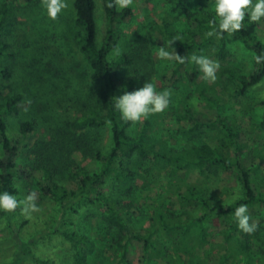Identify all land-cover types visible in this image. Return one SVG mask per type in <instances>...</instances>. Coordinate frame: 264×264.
I'll list each match as a JSON object with an SVG mask.
<instances>
[{"label":"trees","instance_id":"trees-1","mask_svg":"<svg viewBox=\"0 0 264 264\" xmlns=\"http://www.w3.org/2000/svg\"><path fill=\"white\" fill-rule=\"evenodd\" d=\"M167 1L171 4L173 11L185 15L190 27L187 33H183L174 27L171 21L165 19L162 24H156L152 29L153 32L163 34L167 38L165 41L176 40L170 48L181 57L187 58L184 63L176 61V71L192 61L190 59L192 56H207L210 52L212 59L220 62L217 81L228 95L246 96L249 90L264 79V60L260 62L256 60L254 71L247 74L228 46L229 34L225 33L219 37L207 35L214 27L212 21L215 13L208 9L213 0H203V6L196 11L190 8V0ZM102 3L107 28L100 42L96 0H74L77 26L74 42L91 65V78L104 83L100 91L99 104L85 110L79 118L72 120L73 122L70 121V125L68 118L61 116H55L54 123L55 128H58V136L60 126L79 129L85 125L84 127L94 130L105 126L110 127V147L94 152V158L100 165L99 169L91 170L82 161L73 157V152L83 150L76 142L80 137L76 134L75 140H72L75 135L72 133L69 139L66 132L61 133L64 146L60 148L55 144L52 149L47 147L46 152L50 151L51 157L48 161L45 162L43 158V160L40 159L39 164L29 163L19 166L16 158L20 154L22 141L31 135L35 125L31 120L21 122L19 135L12 137L9 132V120L12 117H20L22 112L34 103L28 101L23 93L0 91V146L2 148L0 190L15 194L21 200L19 181L23 179L28 184L27 181L35 176V172L40 171L41 181L37 184L44 195L57 201L62 207H66L73 200L83 199L90 203L101 204L105 210L106 223L118 231L117 245L125 248L134 240L140 241L146 254H149L150 249L158 250L159 242L155 239L157 234L162 236V233L167 231L181 229L184 239L179 246L173 248L174 264H207L201 255L193 253L196 246L193 243V237L199 233L205 238L210 221L218 217L226 221L227 227L222 234L230 245L228 252L216 258L215 264L258 262L252 247L255 244L264 253V225L258 224L257 230L251 234L244 233L238 228L234 217L235 208L240 204H264V185L258 182L260 176H252L253 169L260 168V164H254L249 168L243 166L242 157L245 154L246 143L241 138V127L234 121L232 115H223L225 105L221 101V96L218 95L217 88L205 80L198 85V92L210 107L217 108V117H210L193 104L187 105L184 113L176 118L181 134L176 145H172L166 136H155L149 119L143 122L135 135L130 134L129 127L132 122L121 118L120 112L115 108V99L123 95L125 91H134L142 87L144 79L140 75V70L137 68L132 70L133 57L120 53L110 58L109 54L118 43L119 25L127 20L133 11L129 7L118 12L115 8L107 7L109 0H102ZM17 16V6L12 0H4L0 4V81L2 82H9L14 76L12 62L17 57V52L13 49L11 39L18 32ZM258 26V22H249L246 17L242 28L232 34L235 38L242 40L247 48L253 50L256 57L264 56V41L258 34ZM163 44L166 43L160 41V45ZM200 72L198 66L195 72L189 74L190 80L195 82ZM258 105L264 107V99L248 104V109L252 110ZM256 125L264 129V115L262 121ZM215 131L217 132L215 140H212ZM51 134H53L52 131ZM71 144L74 147L64 148L70 147ZM257 154L264 161V148ZM58 159L61 162H57ZM151 160L164 161L170 165L171 169L166 175L167 182L163 185L165 193L161 198L162 208L158 212V226L146 231L134 226V215L138 208V202L135 199L137 192L134 164ZM192 169L199 171L206 179H210L213 175L219 176L221 172L238 169V179L242 189L241 199L215 203L214 197L209 194L204 185L191 184L186 177L180 175L181 171ZM64 178L76 182L77 187L69 188ZM172 196L182 206H189L194 202L201 208V212L188 214L187 219H184L179 212L169 213L165 201L173 200ZM19 209L15 212L0 211V215L5 216L12 227L15 225V215ZM54 232L72 243L73 258L77 264H85L89 254L95 250V241L88 234L60 228ZM164 250L162 249V252ZM27 261L53 264L48 259L31 254L26 244L22 243L11 264H24ZM120 261L123 264H133L128 258L126 248L121 253Z\"/></svg>","mask_w":264,"mask_h":264},{"label":"rangeland","instance_id":"rangeland-1","mask_svg":"<svg viewBox=\"0 0 264 264\" xmlns=\"http://www.w3.org/2000/svg\"><path fill=\"white\" fill-rule=\"evenodd\" d=\"M3 1L0 0V4ZM12 1L18 11V32L11 39L17 57L12 62L14 76L9 82L0 81V91L23 93L28 101L34 103L26 108L20 117L10 118L9 132L12 137L19 135L21 122L31 120L35 125L31 135L22 141L16 161L19 166L29 163L39 164L40 159L43 158L45 162L48 161L51 157L50 151L46 152L47 147L52 149L55 144L60 148L64 146L61 133L66 132L69 139L72 133L75 134L72 140H75L76 134L80 137L76 142L83 150L73 152V157L82 161L91 170H98L100 165L94 158V152L110 147V127L94 130L84 127L85 125L79 129L60 126L58 136V128L54 126L55 116L68 118L70 125V121L79 118L85 110L97 106L100 91L104 87L103 82L91 78V65L74 42V32L77 29L74 0H66V9L56 19H51L47 15L44 0ZM214 2L215 0L208 7L211 12H214ZM96 3L98 38L102 42L107 19L102 0H96ZM189 6L196 11L203 6V0H190ZM130 7L133 11L132 15L119 25L118 43L109 56L112 58L120 53L130 55L134 59L132 70L134 68L140 70L144 83L146 81L153 83L159 92H171L167 109L162 113L150 115L147 119L152 122L155 136H166L172 145H176L181 137L176 118L184 113L187 105L193 104L213 118L217 117L218 110L210 107L198 92V85L205 81L204 74L200 72L195 82L190 80L189 74L195 72L198 65L190 61L176 71V53L170 48L168 41H165L167 38L163 34L152 30L153 26L162 24L167 19L178 30L187 33L190 27L185 15L173 11L167 0H133ZM258 24V34L264 41V21ZM160 41H164L166 44L162 46L173 53L171 59L159 57ZM227 41L231 52L245 72L247 74L253 72L256 63L255 52L233 35H229ZM207 57L213 60L210 52ZM213 61L220 63L219 60ZM126 70L128 71L129 68L127 67ZM207 81L217 88L218 95L222 98L221 101L225 105L223 115H232L242 129L241 138L246 143L245 154L242 157L243 166L249 168L254 164H260V168L253 169L252 176H260L258 182L264 185V161L257 154L264 148V129L256 125L263 119L264 107L258 105L252 110L248 109V104L264 99V79L249 90L246 96L228 95L217 78L215 81ZM145 120L132 123L129 127L130 134L135 135ZM216 133V131L213 133L212 140H215ZM72 147L74 145L71 144L70 147L64 148ZM56 161L58 162L59 159ZM134 169L137 192L135 199L138 202L134 226L139 230L149 231L158 226V212L162 208L161 198L165 193L163 185L167 182L166 175L171 168L164 161L151 160L134 164ZM34 175L27 181L28 184L22 179L18 185L21 200L28 195V192L36 193V210L25 214L19 209L15 215V225L12 227L8 224L7 218L0 215V264H11L22 243L26 244L31 254L48 259L53 264H77L73 258L72 243L54 232L58 228L83 232L93 238L95 250L89 254L85 264H123L120 257L125 248L133 264H174L173 248L179 246L184 239L183 230L167 231L162 233V236L157 234L155 239L159 242L158 250L150 249L149 254L144 252L142 243L136 240L125 248L119 247L116 242L118 231L106 223L105 210L101 204L90 203L83 199L73 200L66 207H62L57 201L41 192L38 186L41 172L36 171ZM180 175L186 177L191 184L204 185L214 197L215 203L232 201L234 196L242 194L238 169L221 172L219 176L213 175L210 179H206L194 169L183 170ZM64 181L69 188L77 187L76 182L68 178H64ZM172 198L173 200L165 201L169 213L179 212L184 219H187L188 214L201 212V208L194 202L189 206H182L176 198L173 196ZM247 206L250 222L264 225V204ZM159 227L161 228L160 225ZM226 227L224 219L217 217L211 220L205 238L199 233L194 235L193 243L196 246L193 253L201 255L207 264H215L217 257L229 251L230 244L225 241L222 234ZM258 247L255 244L252 247L258 258V262L252 264H264V253ZM162 249H165L164 252ZM24 264L38 263L27 261Z\"/></svg>","mask_w":264,"mask_h":264},{"label":"clouds","instance_id":"clouds-1","mask_svg":"<svg viewBox=\"0 0 264 264\" xmlns=\"http://www.w3.org/2000/svg\"><path fill=\"white\" fill-rule=\"evenodd\" d=\"M133 0H109L107 7L115 8L116 11H122L129 8ZM44 7L47 15L51 19H56L67 7L66 0H44ZM215 18L212 21L214 27L207 33L208 36H222L227 33L232 35L238 32L247 17L249 22L264 21V0H215L214 2ZM176 40L168 41V45L173 47ZM158 55L162 59H171L173 53L161 46ZM176 59L184 63L186 57L176 54ZM199 66L204 74L205 80L215 81L216 73L220 65L207 56H192L190 58ZM257 62L264 60V56H257ZM170 91L159 92L151 82H145L144 85L134 91H125L123 95L115 99V108L120 112L121 118L125 121L137 123L142 119H147L150 115L162 113L170 104ZM241 199L240 196H234L233 200ZM36 193L28 194L23 200H19L15 194L5 190H0V211L15 212L18 208L28 214L35 211ZM234 217L237 226L244 233L251 234L257 230V224L250 222L251 217L248 214V206L240 204L235 208Z\"/></svg>","mask_w":264,"mask_h":264}]
</instances>
